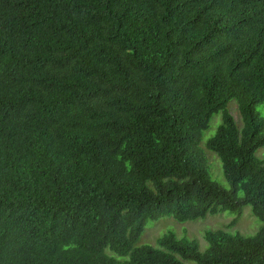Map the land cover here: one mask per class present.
I'll return each instance as SVG.
<instances>
[{
  "label": "trees",
  "instance_id": "16d2710c",
  "mask_svg": "<svg viewBox=\"0 0 264 264\" xmlns=\"http://www.w3.org/2000/svg\"><path fill=\"white\" fill-rule=\"evenodd\" d=\"M258 106L264 0H0V264H264ZM215 114L228 189L200 149ZM247 205L253 237L135 247Z\"/></svg>",
  "mask_w": 264,
  "mask_h": 264
},
{
  "label": "rangeland",
  "instance_id": "374dc122",
  "mask_svg": "<svg viewBox=\"0 0 264 264\" xmlns=\"http://www.w3.org/2000/svg\"><path fill=\"white\" fill-rule=\"evenodd\" d=\"M230 112L236 116L235 101L228 104ZM258 112L264 115L262 106L256 108ZM220 125V114H215L210 120L208 129L203 132L200 142V149L203 151L206 160L207 173L210 179L218 186L228 189L229 185L225 180L222 170V164L219 157L206 149V141L211 138ZM264 149L258 150L256 156L262 158ZM262 223L252 214L249 205L242 208L241 214H234L228 211L218 212L216 214H207L205 217L193 221L177 222L172 217H161L156 220H149L144 226L143 232L135 244V247L150 246L158 248L157 240L165 234L171 233L178 240L195 241L200 252L207 249V242L204 234L207 231L222 230L231 235L241 237H253L260 229ZM110 256L118 258L115 254L107 251ZM180 259V258H179ZM180 261L183 264H196L192 261Z\"/></svg>",
  "mask_w": 264,
  "mask_h": 264
}]
</instances>
